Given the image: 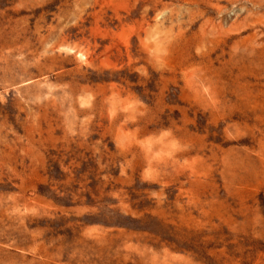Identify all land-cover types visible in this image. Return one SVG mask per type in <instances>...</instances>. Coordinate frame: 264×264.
Returning <instances> with one entry per match:
<instances>
[{
  "label": "rangeland",
  "instance_id": "obj_1",
  "mask_svg": "<svg viewBox=\"0 0 264 264\" xmlns=\"http://www.w3.org/2000/svg\"><path fill=\"white\" fill-rule=\"evenodd\" d=\"M0 264H264V0H0Z\"/></svg>",
  "mask_w": 264,
  "mask_h": 264
}]
</instances>
